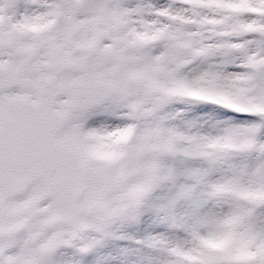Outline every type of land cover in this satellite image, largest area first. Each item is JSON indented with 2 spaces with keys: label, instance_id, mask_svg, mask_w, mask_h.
<instances>
[{
  "label": "snow or ice",
  "instance_id": "snow-or-ice-1",
  "mask_svg": "<svg viewBox=\"0 0 264 264\" xmlns=\"http://www.w3.org/2000/svg\"><path fill=\"white\" fill-rule=\"evenodd\" d=\"M0 264H264V0H0Z\"/></svg>",
  "mask_w": 264,
  "mask_h": 264
}]
</instances>
